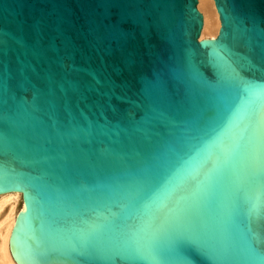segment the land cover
<instances>
[{
    "label": "water",
    "instance_id": "water-1",
    "mask_svg": "<svg viewBox=\"0 0 264 264\" xmlns=\"http://www.w3.org/2000/svg\"><path fill=\"white\" fill-rule=\"evenodd\" d=\"M213 2L0 0L17 264H264V0Z\"/></svg>",
    "mask_w": 264,
    "mask_h": 264
},
{
    "label": "bare ground",
    "instance_id": "bare-ground-1",
    "mask_svg": "<svg viewBox=\"0 0 264 264\" xmlns=\"http://www.w3.org/2000/svg\"><path fill=\"white\" fill-rule=\"evenodd\" d=\"M198 8L204 16L201 40L214 39L220 22L213 0H199ZM23 210L22 194L0 196V264H17L11 255L13 233L17 229Z\"/></svg>",
    "mask_w": 264,
    "mask_h": 264
},
{
    "label": "snow or ice",
    "instance_id": "snow-or-ice-1",
    "mask_svg": "<svg viewBox=\"0 0 264 264\" xmlns=\"http://www.w3.org/2000/svg\"><path fill=\"white\" fill-rule=\"evenodd\" d=\"M249 93H250V94H253L251 89H249Z\"/></svg>",
    "mask_w": 264,
    "mask_h": 264
},
{
    "label": "rangeland",
    "instance_id": "rangeland-1",
    "mask_svg": "<svg viewBox=\"0 0 264 264\" xmlns=\"http://www.w3.org/2000/svg\"><path fill=\"white\" fill-rule=\"evenodd\" d=\"M201 12V11H200ZM203 14V13H202Z\"/></svg>",
    "mask_w": 264,
    "mask_h": 264
}]
</instances>
